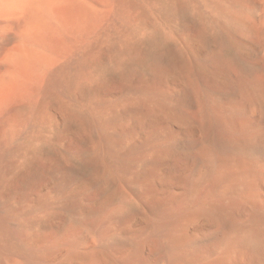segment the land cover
Listing matches in <instances>:
<instances>
[{"label":"bare ground","instance_id":"6f19581e","mask_svg":"<svg viewBox=\"0 0 264 264\" xmlns=\"http://www.w3.org/2000/svg\"><path fill=\"white\" fill-rule=\"evenodd\" d=\"M0 264H264V0H0Z\"/></svg>","mask_w":264,"mask_h":264}]
</instances>
